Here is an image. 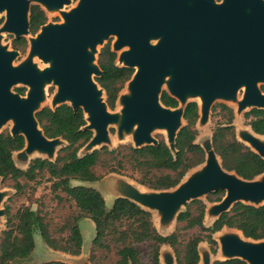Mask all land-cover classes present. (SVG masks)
<instances>
[{
    "label": "water",
    "instance_id": "obj_1",
    "mask_svg": "<svg viewBox=\"0 0 264 264\" xmlns=\"http://www.w3.org/2000/svg\"><path fill=\"white\" fill-rule=\"evenodd\" d=\"M32 1L44 12L61 10L71 3V0H0V13H6V22L0 29V130L12 121L10 135L25 139L24 149L13 154L16 166L22 170L29 167L32 154L38 153L46 156L41 159L54 162L57 149L67 146L62 138H47L36 118L45 108L41 109L40 104L46 97L45 88L51 83L57 86V91L49 108L56 110L68 105L74 111L81 109L87 123L83 129L93 133L79 157L110 143V125L117 126V132L135 129L133 147L136 149L157 146L159 142L152 137L153 131L167 130L165 142L176 156V139L186 126L184 114L189 103L196 102L199 107L198 131L208 123L212 105L218 99L235 104L236 116L248 109L249 112L264 110V0H223L221 3L215 0H79L76 7L62 13L63 23L41 27L30 41L29 58L15 67L13 62L18 52L8 51L1 45L2 33H11L17 39L30 34ZM110 36L117 38L114 53L128 48L121 52L116 65L134 69L126 83L130 93L121 94L117 100L123 105L121 121L110 110L106 92L95 80L103 73L94 54L97 46ZM34 58L48 66L39 70ZM19 83L29 87L26 96L11 91ZM164 92L178 101L177 108L162 104ZM240 93L242 97L238 100ZM190 97L198 101L188 102ZM247 127L252 133L245 128L239 132L237 128V140L264 159V143L256 137L264 136ZM93 130L97 131L96 135ZM200 139L197 137L196 144L205 152L204 163L191 169L173 189L143 193L144 190L116 175L95 182L99 183L98 188L82 185L86 182L80 181H73L82 183L73 186L96 189L109 210L120 198L137 204L152 214L155 228L164 237L174 233L162 232L174 226L188 204L218 191L225 193L224 198L206 206L205 210L204 219H210L211 226L237 203L264 206V174L245 180L225 170L213 147V136L203 135ZM4 197L0 191V226L3 218L6 220V211L2 210ZM110 198L114 200L111 207ZM234 231L240 232L244 239ZM221 232L224 235L217 239ZM36 236L42 238L39 232L34 234L35 250ZM95 237L96 226L91 244L85 247L83 240L82 253L69 254L70 259L65 258L67 253L49 248L42 238L52 254L51 259L37 264H91L86 258ZM213 239L218 245L217 253L223 251L222 257L213 259L211 249L202 246V242L198 247L199 264L234 259L264 264V239H248L241 231L228 227L215 233ZM160 263L177 264L175 252L167 244L161 246Z\"/></svg>",
    "mask_w": 264,
    "mask_h": 264
},
{
    "label": "trees",
    "instance_id": "obj_2",
    "mask_svg": "<svg viewBox=\"0 0 264 264\" xmlns=\"http://www.w3.org/2000/svg\"><path fill=\"white\" fill-rule=\"evenodd\" d=\"M31 30L35 33L44 25L47 17L40 6L31 9ZM24 39L15 42L23 45ZM117 54L107 46L100 52L98 65L102 76L96 82L107 95V104L115 109L119 94L134 74V69L118 67ZM23 95L24 90H18ZM264 92V87H262ZM161 102L165 107L175 109L179 106L176 99L166 92ZM225 123L219 124L213 133V147L222 161L223 168L236 173L245 180H253L264 174V159L249 147L237 140L234 127V111L220 106ZM247 126L264 136V110L253 109L244 114ZM44 134L49 139L62 138L67 146L58 152L54 162L36 158L26 170L18 168L13 154L25 147L22 136L0 135V177L11 180L17 194L24 191L23 181L38 183L49 176L52 191L60 203L71 204V215L61 226H52L50 217L41 209L22 207L15 213L6 207V229L0 236V264H16L27 260L35 250L34 234L39 232L46 245L55 250L73 256L82 251L83 238L79 221L88 218L96 226L91 261L99 264L96 253L112 251L117 257L115 264H161L160 249L164 244L173 248L177 264H199L198 247L202 242L211 246L217 253V242L213 235L224 227L239 230L244 237L252 240L264 239V206L255 207L237 203L230 212L223 214L213 226L204 225L206 205L196 200L187 205L185 212L177 218V229L171 235H160L152 221V214L127 199H116L109 210L102 194L94 188L73 186V181L95 183L110 173L125 174L138 184L151 190L163 191L177 187L185 175L205 161V152L196 144L199 120V107L196 102L189 103L185 109L186 126L176 139L177 154L174 156L165 140L157 146H145L136 149L133 146H119L115 150L103 147L91 154L79 157V151L91 140L93 133L86 126L81 109L74 111L68 105L56 110L45 107L36 114ZM102 169L104 174H98ZM223 194L222 191L217 192ZM219 201V200H218ZM55 230V231H54ZM198 232L189 235L190 231ZM142 245L149 249L148 263L143 260ZM42 264H65L48 262ZM214 264H247L234 259L216 261Z\"/></svg>",
    "mask_w": 264,
    "mask_h": 264
},
{
    "label": "rangeland",
    "instance_id": "obj_3",
    "mask_svg": "<svg viewBox=\"0 0 264 264\" xmlns=\"http://www.w3.org/2000/svg\"><path fill=\"white\" fill-rule=\"evenodd\" d=\"M218 3H221L223 0H215ZM79 3V0H71V3L69 5H66L63 9H58V10H54L52 12H49L47 10H45L46 15L48 17V22L47 24H61L64 22L62 13L63 12H68L70 10H72L74 7L77 6V4ZM36 3L32 1L31 5H35ZM6 22V13H0V29L2 28V26L4 25V23ZM32 34L26 35L25 37L27 38V46L25 48H20V49H15L14 48V44H13V40L15 37V35L11 34V33H2V40H1V45L3 47H6L8 51H16L18 50V55L15 58L13 65L15 67L23 64L28 58H29V54H30V48H31V44L30 41L32 39ZM35 37V36H33ZM117 41V38L115 36H110L109 38L105 39L103 41L102 44H99L97 46V52L94 54L95 55V60L96 63L98 62L99 59V55L100 52L102 51V49H104L105 47L109 46L111 49H113L115 43ZM128 48H123L122 50L116 52L117 53V59L119 58L120 54L122 51L127 50ZM34 64L37 66V68L39 70H42L44 68H46L48 65L44 64L42 62V60H38L37 58H34ZM118 65H122L119 64V62H117ZM95 78V76H94ZM126 85L124 86V88L122 89V91L120 92L119 96L125 95V94H129V90L128 87L126 88ZM264 87V86H263ZM19 89H24L25 92L23 94V96H26L27 93L29 92V87L25 86L24 84H17L15 86H13L11 88V91L14 93H18ZM167 87L164 86L163 87V91H166ZM57 91V86L54 84H48L47 87L45 88V100L40 104V108H44V107H52L53 103V96ZM19 94V93H18ZM242 97V93H240L238 95V100L241 99ZM107 101V98H105ZM191 101H198L197 98H188V102ZM221 105H226L228 107H230L233 111H234V127H235V132L237 133V128L238 131L240 132L242 130V128H245V130L249 131L250 133H252L251 129L249 127H247V123L244 117V114L246 112H249V109L246 110L241 116H236L235 114V108L236 105L231 103V102H226L224 100L218 99L216 100L213 105H212V109H211V114H210V119L208 121V123L204 126V128H200V130L198 131V140L201 141L200 138L204 136H213L214 130L215 128L219 125V124H223L225 123V117L223 116V113L221 112L220 106ZM122 109H123V105L122 104H118V102H116V106L115 109L111 110L114 111L116 114L119 115L120 117V121L122 119ZM12 126L13 123L12 121L7 122L2 129L0 130V135H10L11 134V130H12ZM134 133H135V129H133L131 132H126L123 131V133H120V131L117 132V126L115 125H110L109 126V135H110V143L107 144H103L102 147L100 146V148L103 147H107L109 150H115L117 149L119 146H133V139H134ZM152 137L154 139H156L158 142L167 139L168 137V133L167 130H155L152 133ZM261 140H264L261 138ZM61 148V147H60ZM60 148L57 149V155L58 156V151L60 150ZM84 149H81L79 151V155H83ZM17 155H15L16 157ZM30 162L32 160H34L35 158H46V156H42L38 153H34L30 156ZM26 167V166H24ZM28 168V167H27ZM98 174H104V171H102V169H98ZM110 175H116L118 177H121L131 183H133L134 185L138 186L140 189H142L141 191L147 193V192H153L154 190H150L149 188L142 186L140 184H138L133 178L130 177V172H127L125 174H117V173H110L107 174L103 177L106 178L107 176ZM189 177H187L186 179H188ZM23 184L25 185L24 191L20 194H17L16 190L14 189L13 185L14 183L11 180H3L0 183V191L3 192L5 194L3 203H2V210H5L6 207H10L11 212L15 213L18 209L22 208V207H30L34 210L36 209H41L45 214H48L50 217V221L52 222V226H61L62 224H64L65 220L68 218V216H70L72 209H71V204L68 203V201H65L63 203H60L57 201V199L55 198V194L52 191V182L49 179V176L46 175L44 178L40 179L38 181V183H31V182H27V181H23ZM76 184H82L79 182H72V185H76ZM82 185L85 186H92L95 188H98L99 183H83ZM105 194V193H104ZM225 196V193L223 192V194L218 195L217 193H212L209 194L207 197L202 198V202H204L206 204V206L210 205V204H214V203H218L220 202ZM109 200V199H108ZM107 200V204L109 206V201ZM219 200V201H218ZM110 201L112 202L110 204V207L113 205V199L110 198ZM185 210V209H184ZM205 225L211 226L210 219H204ZM154 223L156 225V221L154 220ZM177 222L174 224V226L167 232H162L165 234H170L172 232H175L177 229ZM5 225H6V220L3 218L2 220V224L0 226V236L3 230H5ZM80 230L82 232L83 235V240H84V244L85 247H88V245L91 244L92 240H93V236L95 234V225L94 223L90 220V219H81L80 221ZM55 231V230H54ZM197 230L194 231H190L188 234L189 235H193L195 233H197ZM222 233V232H221ZM221 235V234H220ZM219 234L217 235L216 238H218L220 236ZM92 246L93 244L90 246L89 248V253H88V257L86 259H88L90 261L91 264V256H92ZM202 246H205L209 249H211V246L207 243V242H203ZM141 249L143 251V260L148 263V254H149V249L147 245H142ZM218 249V246H217ZM51 250L46 249L45 245L43 244V240L42 238L39 236H36V250L34 252V254L32 255V257L26 261L20 262V263H16V264H37L39 262H44L47 261L49 259H51V254L50 253ZM63 253V252H62ZM82 253V251H81ZM66 254V253H65ZM69 254L65 255V258L70 259V256H68ZM222 257L220 256V253H216L213 255V259L215 258H219ZM96 258L98 259V263L99 264H115L117 261V257L114 253V249H112V251H105V250H101L99 252L96 253Z\"/></svg>",
    "mask_w": 264,
    "mask_h": 264
},
{
    "label": "flooded vegetation",
    "instance_id": "obj_4",
    "mask_svg": "<svg viewBox=\"0 0 264 264\" xmlns=\"http://www.w3.org/2000/svg\"><path fill=\"white\" fill-rule=\"evenodd\" d=\"M33 6H35V5H32V6H31V9H32ZM37 6H38V5H37ZM45 15H46V13H45ZM30 16H31V12H30ZM46 17H47V15H46ZM47 22H48V17H47V20H46V22H45L44 25H46ZM44 25L40 26V28L38 29V31H36V32L34 33V32L31 30V18H30V34H32L33 36H37L38 32L41 30V27H43ZM33 36H32V38H33ZM22 39H24L25 43H23V45H16V46H15V42H18V41H20V40H22ZM27 43H28V41H27V38H26L25 36H24V37H21V38H19V39L14 38V40H13V44H14V48H15V49L25 48V47L27 46ZM16 51H18V50H16ZM23 90H24V89H23ZM24 92H25V90H24ZM18 93H19V91H18ZM19 94H20V93H19ZM23 94H24V93H23Z\"/></svg>",
    "mask_w": 264,
    "mask_h": 264
},
{
    "label": "bare ground",
    "instance_id": "obj_5",
    "mask_svg": "<svg viewBox=\"0 0 264 264\" xmlns=\"http://www.w3.org/2000/svg\"><path fill=\"white\" fill-rule=\"evenodd\" d=\"M86 118L87 119H89L90 120V115L89 114H86ZM119 121H120V118H119ZM94 131V134L96 135L97 134V131L96 130H93ZM123 131L124 130H122V131H120V133H123ZM128 132V131H127ZM168 133V132H167ZM257 138H258V140L259 141H261L262 143H264V140H261V138L262 139H264V137H261V136H256ZM189 179V178H188ZM143 193H145V192H143ZM234 232H236V235L238 236V237H240V238H242V239H244L243 238V236H242V234L240 233V232H237V231H234ZM221 234V235H220ZM219 238H221L223 235H224V233H219ZM218 239V238H217ZM220 253V256H222L223 255V251H221V252H219ZM222 254V255H221Z\"/></svg>",
    "mask_w": 264,
    "mask_h": 264
}]
</instances>
